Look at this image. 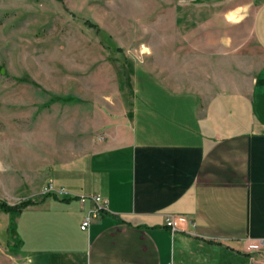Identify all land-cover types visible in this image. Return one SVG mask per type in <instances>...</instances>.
Segmentation results:
<instances>
[{"label": "crops", "instance_id": "1", "mask_svg": "<svg viewBox=\"0 0 264 264\" xmlns=\"http://www.w3.org/2000/svg\"><path fill=\"white\" fill-rule=\"evenodd\" d=\"M183 40L168 64L135 63L126 123L52 168L66 194L0 219V264H264L242 249L264 238V0L210 9ZM92 194L108 208L85 231Z\"/></svg>", "mask_w": 264, "mask_h": 264}, {"label": "rangeland", "instance_id": "2", "mask_svg": "<svg viewBox=\"0 0 264 264\" xmlns=\"http://www.w3.org/2000/svg\"><path fill=\"white\" fill-rule=\"evenodd\" d=\"M229 1L0 0V198L37 199L56 164L100 148L128 121L135 63L168 64Z\"/></svg>", "mask_w": 264, "mask_h": 264}, {"label": "built area", "instance_id": "3", "mask_svg": "<svg viewBox=\"0 0 264 264\" xmlns=\"http://www.w3.org/2000/svg\"><path fill=\"white\" fill-rule=\"evenodd\" d=\"M52 192L60 193V194L67 193L65 188L57 189L55 188L53 183H48L44 187L43 193L49 194ZM88 197H90L93 200L95 207L91 209L83 218V221L81 223V228L85 231H88L90 229L93 220L99 215L101 210L108 208L107 200H105L100 194L82 196L81 201L84 203ZM165 223L166 226L170 228L173 234L179 231L192 233L193 228L195 227V221L193 218L181 214L167 215ZM242 249L245 252H255L264 255V238L245 239L242 242Z\"/></svg>", "mask_w": 264, "mask_h": 264}, {"label": "trees", "instance_id": "4", "mask_svg": "<svg viewBox=\"0 0 264 264\" xmlns=\"http://www.w3.org/2000/svg\"><path fill=\"white\" fill-rule=\"evenodd\" d=\"M36 202L37 200L33 198H27L17 204H10L7 200L0 198V212L18 215L24 208Z\"/></svg>", "mask_w": 264, "mask_h": 264}]
</instances>
